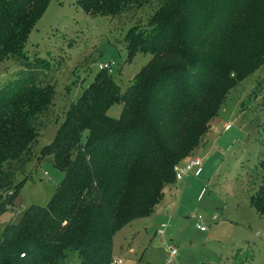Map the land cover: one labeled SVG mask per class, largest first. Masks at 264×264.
I'll return each instance as SVG.
<instances>
[{
  "label": "trees",
  "instance_id": "16d2710c",
  "mask_svg": "<svg viewBox=\"0 0 264 264\" xmlns=\"http://www.w3.org/2000/svg\"><path fill=\"white\" fill-rule=\"evenodd\" d=\"M48 1L0 0V59L18 67L0 86V212L18 194L23 181H14L40 131L57 119L53 78L44 83L46 72L37 64L43 59L23 53ZM139 1L75 0L88 15L108 17ZM157 1L145 32L130 27L126 36L129 58L151 54L139 80L118 93L101 69L69 104L40 153L64 176L46 205H29L2 228L0 264H66L71 253L77 264H112L116 232L153 214L175 182V167L207 132L228 91L264 64V0ZM116 99L118 118L107 113ZM261 143L262 181L250 205L264 216V138ZM234 255L230 264L252 257L241 248Z\"/></svg>",
  "mask_w": 264,
  "mask_h": 264
},
{
  "label": "rangeland",
  "instance_id": "374dc122",
  "mask_svg": "<svg viewBox=\"0 0 264 264\" xmlns=\"http://www.w3.org/2000/svg\"><path fill=\"white\" fill-rule=\"evenodd\" d=\"M137 4L129 12L108 17L88 15L75 0H49L32 27L23 53L29 59L35 55L43 59L37 64L46 72L44 83L53 78L57 119L40 131L31 160L16 177L15 185L23 182L12 203L0 212V232L29 205H46L62 180L63 172L51 158L41 157V149L54 140L67 107L100 73V65L114 63L106 72L117 83L118 93L139 80L137 73L151 54L136 52L129 58L126 36L130 27L134 33L148 28L159 3L140 0ZM17 69L13 60L0 59V86L12 80ZM263 77L264 64L228 91L207 132L179 163L200 158L199 176H188L164 188V202L159 205L164 204L167 214L162 219L139 218L119 229L113 259H121V264H168V248L174 246L178 254L172 264H230L241 248L243 254L252 253L248 264H264V216L250 205V197L262 181ZM121 109L116 99L107 113L118 118ZM174 196L177 203L168 208L165 202ZM196 215L204 217L206 231L196 227ZM214 215L217 220L211 221ZM161 229L163 235L158 233ZM238 255L236 259L241 260L243 256ZM77 262V254L71 253L65 263Z\"/></svg>",
  "mask_w": 264,
  "mask_h": 264
},
{
  "label": "built area",
  "instance_id": "2783aa9c",
  "mask_svg": "<svg viewBox=\"0 0 264 264\" xmlns=\"http://www.w3.org/2000/svg\"><path fill=\"white\" fill-rule=\"evenodd\" d=\"M112 65H114L113 62L106 63L103 65H100V69L108 70L111 68ZM201 165H202V160L198 157H192L186 163H183L181 165H177L174 169V181L177 182V181H180V180H182L188 176H192V175L196 176V177L199 176V174L202 171ZM193 218L195 219V224H196V227L198 229H201L203 231L207 230V227L204 223L205 219L202 215H196V216H193ZM211 218H212L211 221L217 220V217L215 215L212 216ZM158 233L160 235H163L164 231L161 229L158 231ZM177 253H178V251L174 246L169 247L166 262L168 264H172L176 258ZM112 263L113 264H121L122 260L121 259H117V260L113 259Z\"/></svg>",
  "mask_w": 264,
  "mask_h": 264
},
{
  "label": "crops",
  "instance_id": "0c3cea01",
  "mask_svg": "<svg viewBox=\"0 0 264 264\" xmlns=\"http://www.w3.org/2000/svg\"><path fill=\"white\" fill-rule=\"evenodd\" d=\"M194 177H196V176H194ZM198 177V176H197ZM185 179V178H184ZM183 180V179H182ZM181 181V180H180ZM178 182V181H177ZM176 182H174L173 184H175ZM203 191H204V189L201 191V193H200V195H199V197L201 196V194L203 193ZM165 197V196H164ZM164 201L163 200H161V202L159 203V204H161V203H163ZM166 204L165 205H167V207L168 208H170V207H175V204L177 203V199H176V196H174V197H172V198H170L169 197V199H167L166 200V202H165ZM158 204V205H159ZM164 208V204L161 206V205H159V206H156V208H155V210H154V212H153V214L152 215H150V216H148V217H151V216H153L152 218H153V220H156V219H162L164 216H166V209H163ZM137 220V219H136ZM195 220V219H194ZM135 221V220H134ZM133 222V221H132ZM131 223V222H130ZM129 223V224H130ZM196 225V224H195ZM163 226V225H162ZM204 231H206V230H204ZM178 254V253H177Z\"/></svg>",
  "mask_w": 264,
  "mask_h": 264
}]
</instances>
